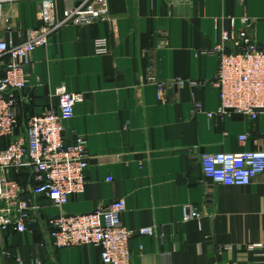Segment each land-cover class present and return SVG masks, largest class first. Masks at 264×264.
<instances>
[{
	"label": "crops",
	"instance_id": "0c3cea01",
	"mask_svg": "<svg viewBox=\"0 0 264 264\" xmlns=\"http://www.w3.org/2000/svg\"><path fill=\"white\" fill-rule=\"evenodd\" d=\"M40 3L4 2L0 41L26 42L41 26ZM64 3L55 0L58 20ZM106 10L109 22L64 25L30 56L18 93L19 131L30 117L57 107L58 88L83 94L64 140H85L88 169L83 193L61 210L27 195L39 208L35 222L23 234H0V264H102L97 246L56 249L46 222L60 211L83 215L115 202L125 208L121 224L133 232L131 264H264V174L248 186L225 187L204 178L200 165L206 153L264 150V113L255 120L207 116L219 104L211 85L218 62L209 52L222 30L246 31L264 47V0L174 6L169 0H107ZM99 39L106 41V54L96 53ZM6 62L0 61V77ZM176 80L185 84L177 87ZM241 135L247 136L243 144ZM9 178L25 188L33 184L29 172ZM190 209L199 220L183 222ZM144 228L152 235H139Z\"/></svg>",
	"mask_w": 264,
	"mask_h": 264
},
{
	"label": "built area",
	"instance_id": "2783aa9c",
	"mask_svg": "<svg viewBox=\"0 0 264 264\" xmlns=\"http://www.w3.org/2000/svg\"><path fill=\"white\" fill-rule=\"evenodd\" d=\"M0 0V21L2 5ZM191 0H169V5L190 4ZM107 0H65L62 19L58 20L55 0H41L37 11L40 28L19 45L0 41V61L6 58L0 77V141L8 139L0 150V234L11 229L19 234L35 222L33 214L39 209L31 197L42 196L61 210L71 196L81 195L88 169L86 142L74 137L70 144L64 140L65 124L73 118L74 107L84 100L83 94L58 88L56 108L30 117L26 130L16 136L19 127L18 93L27 83L31 54L47 44V37L60 27L72 24L109 22ZM232 45V51L228 46ZM96 53H107L105 39L95 42ZM217 58V72L211 82L218 96L215 114L247 116L255 120L264 113V47L253 42L246 31L222 30L209 52ZM177 87L183 80L174 82ZM163 86H158L161 93ZM160 98V95H159ZM195 105V109H197ZM238 140L243 144L246 135ZM201 171L204 178L225 187H245L264 174V150L239 153L202 154ZM24 172L32 176V187L25 188L9 178ZM31 195V197H27ZM125 211L120 202L83 215H66L60 211L47 219L48 236L56 249L97 246L102 264H131L129 241L133 232L120 222ZM190 209L183 222L199 220ZM139 235H152V229L138 230ZM246 264V263H243Z\"/></svg>",
	"mask_w": 264,
	"mask_h": 264
},
{
	"label": "rangeland",
	"instance_id": "374dc122",
	"mask_svg": "<svg viewBox=\"0 0 264 264\" xmlns=\"http://www.w3.org/2000/svg\"><path fill=\"white\" fill-rule=\"evenodd\" d=\"M21 134H23V131L20 132L19 127H18V129L16 131V136L21 135ZM8 141H9L8 139H4V140L0 141V148H3L5 145H7Z\"/></svg>",
	"mask_w": 264,
	"mask_h": 264
}]
</instances>
